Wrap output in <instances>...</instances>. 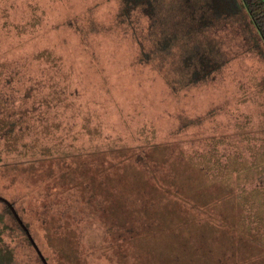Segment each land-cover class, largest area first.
I'll return each mask as SVG.
<instances>
[{
    "label": "rangeland",
    "instance_id": "rangeland-1",
    "mask_svg": "<svg viewBox=\"0 0 264 264\" xmlns=\"http://www.w3.org/2000/svg\"><path fill=\"white\" fill-rule=\"evenodd\" d=\"M119 6L0 0V264H264V44L172 91Z\"/></svg>",
    "mask_w": 264,
    "mask_h": 264
},
{
    "label": "trees",
    "instance_id": "trees-1",
    "mask_svg": "<svg viewBox=\"0 0 264 264\" xmlns=\"http://www.w3.org/2000/svg\"><path fill=\"white\" fill-rule=\"evenodd\" d=\"M134 11L147 19L139 59L151 63L172 91L210 79L226 62L217 35L208 32L234 22L254 47L264 44V0H120L122 21L132 22Z\"/></svg>",
    "mask_w": 264,
    "mask_h": 264
},
{
    "label": "water",
    "instance_id": "water-1",
    "mask_svg": "<svg viewBox=\"0 0 264 264\" xmlns=\"http://www.w3.org/2000/svg\"><path fill=\"white\" fill-rule=\"evenodd\" d=\"M7 203V202H6ZM8 204V203H7ZM9 205V204H8ZM12 209V207H11ZM13 210V209H12ZM15 216L17 217V220L20 222V225L23 227V229L25 230L26 235L28 236L29 240L31 241L32 245L34 246V248L37 251V254L39 255V257L41 258V260L43 261L44 264H48L46 259L44 258V256L42 255V253L40 252V250L38 249L36 243L34 242L32 236L30 235V233L28 232V230L24 227V225L22 224L21 220L18 218L17 214L14 212Z\"/></svg>",
    "mask_w": 264,
    "mask_h": 264
}]
</instances>
